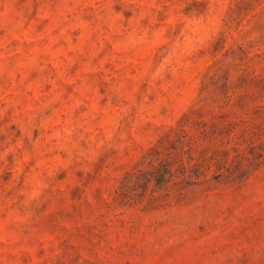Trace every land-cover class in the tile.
Wrapping results in <instances>:
<instances>
[{"label":"rangeland","instance_id":"rangeland-1","mask_svg":"<svg viewBox=\"0 0 264 264\" xmlns=\"http://www.w3.org/2000/svg\"><path fill=\"white\" fill-rule=\"evenodd\" d=\"M0 264H264V0H0Z\"/></svg>","mask_w":264,"mask_h":264}]
</instances>
